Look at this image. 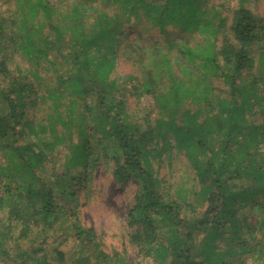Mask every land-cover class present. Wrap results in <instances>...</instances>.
Listing matches in <instances>:
<instances>
[{"label":"trees","instance_id":"trees-1","mask_svg":"<svg viewBox=\"0 0 264 264\" xmlns=\"http://www.w3.org/2000/svg\"><path fill=\"white\" fill-rule=\"evenodd\" d=\"M203 1L0 0V264H51L42 251L62 217L89 252L70 264L112 262L76 210L99 150L115 183L139 184L128 222L151 264H264V20L247 0L228 11ZM132 17L187 35L161 50L129 46L134 61L151 62V78L132 88L149 96L156 119L134 120L111 78ZM17 57L34 65L22 69ZM43 66L55 82L41 93ZM49 101L43 119L31 115ZM175 153L192 168L189 187L166 186L155 172L153 160ZM53 254L63 264V251Z\"/></svg>","mask_w":264,"mask_h":264},{"label":"rangeland","instance_id":"rangeland-1","mask_svg":"<svg viewBox=\"0 0 264 264\" xmlns=\"http://www.w3.org/2000/svg\"><path fill=\"white\" fill-rule=\"evenodd\" d=\"M238 0H204L203 4L208 6H216L224 8L228 11L229 8H235ZM111 10H117L112 4L108 3ZM246 6L258 16L259 19L264 20V0H247ZM105 7V5H101ZM2 10L7 14L16 11V2L10 1L2 5ZM229 15V12H223ZM6 14V15H7ZM122 34L118 35L117 43L119 44V56L115 65V69L111 74V78H115L122 90L121 97L125 101L126 109L134 120H140L144 115L149 114L151 119H156L158 116L157 110L153 107V103L149 96H139L133 93V86L143 83L151 78L152 65L148 60L145 62H137L134 55L131 53L130 45H139L147 48L166 49L173 42L180 38H187V35L180 29L173 26L165 28L162 32L157 27L152 26L145 18L136 20L131 18L130 22L120 28ZM195 44V41H192ZM253 52H256L254 48ZM16 62L22 69H31L34 62H28L23 58H16ZM59 63L60 59L58 60ZM57 62V63H58ZM174 65V64H173ZM43 66L42 77L38 81L36 88L39 92H44L54 85L55 71L53 68L46 70ZM62 66L57 64L56 70H60ZM12 68H14L12 66ZM178 73L177 69L175 68ZM257 71L261 72L264 78V70L257 67ZM135 79H130L129 77ZM137 78V79H136ZM4 82L0 80V87H4ZM162 86V85H161ZM215 86L225 89V85L220 80L215 81ZM162 88V87H161ZM67 96H63L61 101L66 105ZM51 111V102L41 104L36 111H31V115L43 119L46 114ZM3 113L0 105V115ZM61 149H63L61 147ZM65 150L57 155L59 162H57L58 169L61 168L63 161V154ZM96 162L90 165L85 173V180L81 192L79 194V204L76 207L79 213L80 224L93 230V233L101 243L102 251L112 258L110 264H151L149 258L143 257L138 248L131 241V235L135 232V227L129 225L128 215L130 209L133 207L135 197L139 190V184L136 180L128 181L125 184L115 183L112 177V163L109 158L105 157L101 150L95 155ZM167 155H163L160 160L155 159L154 169L156 174L163 180L166 186H182L189 187L195 182L194 173L189 166L187 159L182 154L175 153L172 160ZM3 159L0 153V164ZM191 215V213H190ZM254 214L248 215L249 223L254 221ZM4 215L0 214V226L3 224ZM65 217H62L55 224L52 231L47 233V244L43 251L47 253L51 260V264H62L54 260L53 249L57 248L63 251V264H70L79 256H87L88 251L82 250L81 245L75 242L74 239L63 228L70 223ZM62 241V242H61ZM61 242V244H59ZM6 245V249L14 248V245ZM29 242H23L21 249L29 248ZM40 254V253H39ZM10 255H15L14 253ZM4 256H2L3 258ZM12 258V256H11ZM17 260V255L14 256ZM10 260V259H6ZM11 261L10 263H13ZM101 264V263H97ZM106 264V263H102Z\"/></svg>","mask_w":264,"mask_h":264}]
</instances>
